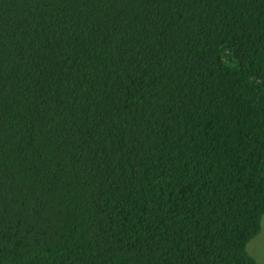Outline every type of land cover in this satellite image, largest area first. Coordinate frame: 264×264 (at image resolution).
Returning a JSON list of instances; mask_svg holds the SVG:
<instances>
[{
    "label": "trees",
    "instance_id": "1",
    "mask_svg": "<svg viewBox=\"0 0 264 264\" xmlns=\"http://www.w3.org/2000/svg\"><path fill=\"white\" fill-rule=\"evenodd\" d=\"M264 0H0V264H259Z\"/></svg>",
    "mask_w": 264,
    "mask_h": 264
},
{
    "label": "rangeland",
    "instance_id": "2",
    "mask_svg": "<svg viewBox=\"0 0 264 264\" xmlns=\"http://www.w3.org/2000/svg\"><path fill=\"white\" fill-rule=\"evenodd\" d=\"M249 253L254 256L259 264H264V218L261 233L248 244Z\"/></svg>",
    "mask_w": 264,
    "mask_h": 264
}]
</instances>
